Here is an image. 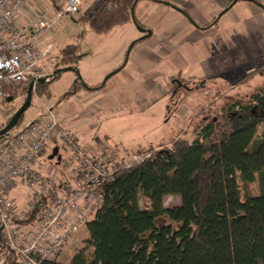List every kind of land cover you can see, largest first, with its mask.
<instances>
[{
    "label": "trees",
    "instance_id": "obj_1",
    "mask_svg": "<svg viewBox=\"0 0 264 264\" xmlns=\"http://www.w3.org/2000/svg\"><path fill=\"white\" fill-rule=\"evenodd\" d=\"M140 1L100 0L95 12L79 22L106 34L133 21ZM78 49H61L58 65L78 73ZM59 70L37 85L38 96H51ZM78 85H83L80 79L66 96ZM102 86L84 87L97 91ZM262 123L264 90L247 103L228 107L221 119H207L194 131L193 141L177 138L168 149L118 173L102 188L103 204L85 227L86 246L69 264H264V139L258 137ZM257 179L261 194L242 196V187ZM168 196L179 197L180 204L166 208ZM43 264L63 263L58 259Z\"/></svg>",
    "mask_w": 264,
    "mask_h": 264
},
{
    "label": "built area",
    "instance_id": "obj_2",
    "mask_svg": "<svg viewBox=\"0 0 264 264\" xmlns=\"http://www.w3.org/2000/svg\"><path fill=\"white\" fill-rule=\"evenodd\" d=\"M80 6L81 0H0V104L12 92L49 78L54 66L44 61L51 51L36 38L55 33L63 20H76ZM59 141L70 150L62 172H57L62 161L48 160ZM155 152L104 148L96 153L52 110L28 128L11 131L0 142V264L58 261L94 219L104 201L102 188ZM19 189L27 190L26 198L15 197Z\"/></svg>",
    "mask_w": 264,
    "mask_h": 264
},
{
    "label": "crops",
    "instance_id": "obj_3",
    "mask_svg": "<svg viewBox=\"0 0 264 264\" xmlns=\"http://www.w3.org/2000/svg\"><path fill=\"white\" fill-rule=\"evenodd\" d=\"M99 1L95 0L94 12ZM159 1L172 6L142 0L134 8L136 23L130 21L106 34H96L92 30L97 36L114 32L120 45V53L108 63L109 66H102L93 72L85 85L94 88L103 84L100 90L91 91L84 87V91L76 89L70 95L85 105L82 109L71 106L58 116L60 123L71 132L87 134L98 130L100 126L95 120L103 117L109 107L114 111H122L127 105L136 112H142L159 100L177 95V88L185 91L186 96L195 94L198 92L195 87L197 84L201 90L209 82H219L218 85H222V81L238 78L235 73L238 68L241 70L253 64L245 71L250 73L254 70V64L262 63L264 0ZM234 1L236 3L232 5ZM80 12L82 14L81 6ZM82 16L84 17L83 14ZM136 24L150 32V35L140 32ZM132 43L128 60L123 66H118L122 65L126 50ZM76 46L79 48L80 60V46ZM112 71L116 74L108 78ZM104 77L107 78L102 82ZM76 82L77 80L74 85ZM56 108L51 110L55 112ZM196 112H189L188 116L191 118L198 115L199 112ZM177 138L187 139L183 133L173 140ZM173 140L148 149L159 151L167 146L171 147ZM79 141L90 149L87 142ZM90 144H94V141ZM104 148L99 144L98 148L91 150L97 153ZM138 151L142 150L138 149L133 153Z\"/></svg>",
    "mask_w": 264,
    "mask_h": 264
},
{
    "label": "rangeland",
    "instance_id": "obj_4",
    "mask_svg": "<svg viewBox=\"0 0 264 264\" xmlns=\"http://www.w3.org/2000/svg\"><path fill=\"white\" fill-rule=\"evenodd\" d=\"M95 5V0H81L84 17L94 12ZM82 14L80 12L76 20H63L55 33L43 32L36 38L44 51L50 49L51 53L46 57L44 64L50 67L54 66L53 71L65 67L61 63L58 65L61 49L71 44L79 45L80 56L82 57L76 64L79 74L74 70L63 72L62 76L52 83L50 98L38 96L36 86L32 106L25 112L17 127L12 130L14 134L28 128L53 108L57 107V111L54 113L58 116L64 114L71 106L85 108L82 102L66 95L71 92L75 81L78 79L83 85H78L77 89L84 91V86L88 84L92 73L102 66H109L108 63L119 55L118 46L120 47V45L115 38L116 34L113 32L110 35L97 36L88 23L78 21L84 18ZM132 45L133 43L127 48L122 65L118 66H123L126 63ZM262 63L254 64V70L250 73H245V71L253 64L247 65L241 70L238 68L235 71L238 78L228 80V82L222 81V85H218L219 82L214 84L209 82L204 90H201L200 85L197 84L195 87L198 92L195 94L186 96L185 91L177 88V95H170L159 100L142 112H136L127 105L122 111H114L112 107H109L103 117H98L95 120L100 126L98 130L89 131L87 134L75 131L74 134L78 140L87 142L88 147L92 150L98 148L100 144V147L103 148H118L128 153H133L138 149L147 150L150 147L171 142L180 133H183L188 140L193 141L195 138L194 131L207 119H221L228 107L237 102L247 103L254 93L264 90V59ZM115 71L109 73L108 76ZM107 77H104L102 82ZM28 88L29 85L22 87L20 91L10 95L13 98L11 102L0 104V129L8 124L15 112L25 103ZM194 111L199 112H196L198 115L190 118L188 113ZM75 112L76 110L73 113ZM185 128H187V132ZM258 137L264 139V123L259 125ZM93 141L94 144H90ZM58 147L63 160L62 164L57 167V172H62V169L69 163L70 150L63 141L58 142ZM168 148L169 146L163 149ZM258 179L255 183L248 185L247 188L242 187V196L257 197L261 194ZM27 193V190L19 189L14 192V195L23 199L27 197ZM180 202L179 197L168 196L164 200V206L173 208L178 206ZM140 205L142 208L148 206L143 199L140 201ZM163 222L169 223L168 220ZM87 239L88 232L83 228L70 241L59 261L63 264H69L73 256L85 248Z\"/></svg>",
    "mask_w": 264,
    "mask_h": 264
},
{
    "label": "water",
    "instance_id": "obj_5",
    "mask_svg": "<svg viewBox=\"0 0 264 264\" xmlns=\"http://www.w3.org/2000/svg\"><path fill=\"white\" fill-rule=\"evenodd\" d=\"M234 3H236V1H234L232 3V5ZM133 21L135 22L134 15H133ZM136 27H137V29L140 32H142V33H146L147 32L150 35V32L146 31L141 26L136 24ZM72 70H73V68L67 67V68H64V69H60L58 72L59 73H63V72L72 71ZM114 74H116V73H113L108 78H110ZM48 80H49V78L48 79H41V80L38 81V84H44ZM35 87H36L35 83L31 82L30 85H29L28 91H27V97H26L25 103L15 112V114L10 119L8 124L4 128L0 129V138L8 135L12 130H14L17 127V125L19 124V121L23 117L25 112L32 106ZM12 100H13V98L11 97L7 101L11 102ZM48 160L51 161V162L54 161V160H57V165L61 164L62 156L60 155V151H59L58 147L53 150L52 154L48 157Z\"/></svg>",
    "mask_w": 264,
    "mask_h": 264
}]
</instances>
